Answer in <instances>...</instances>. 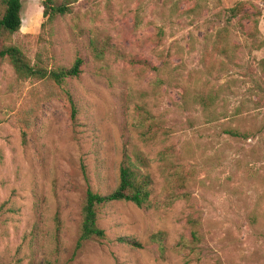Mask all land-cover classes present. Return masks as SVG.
I'll return each mask as SVG.
<instances>
[{
	"label": "rangeland",
	"instance_id": "1",
	"mask_svg": "<svg viewBox=\"0 0 264 264\" xmlns=\"http://www.w3.org/2000/svg\"><path fill=\"white\" fill-rule=\"evenodd\" d=\"M174 1L184 10L195 3ZM240 1L261 9L264 34V0H208L201 15L181 18L173 29L166 23L169 34L158 44L155 27L169 0H78L71 13L52 20L43 14L44 0H22L13 42L48 68L70 67L78 56L84 63L79 77L59 86L19 78L7 60L0 62V264H264V47H244L209 80L201 56L204 35L217 27L216 12ZM140 3L143 23L136 26ZM232 29L231 42L245 44L238 25ZM93 42L103 55H94ZM176 46L181 52L171 64L182 77L156 82L163 76L151 66ZM210 89L220 91L214 117L196 101ZM66 92L75 100V118ZM139 106L171 128L177 164L196 166L185 188L190 197L151 209L107 204L99 218L106 238L89 240L70 259L87 189L111 192L125 152L140 149L150 158L153 201L165 196L162 144L141 140ZM228 126L254 136L230 137L223 131ZM190 218L202 235L199 258L173 249L190 238ZM158 231L167 233L163 258L149 239ZM124 236L143 247L117 240Z\"/></svg>",
	"mask_w": 264,
	"mask_h": 264
},
{
	"label": "trees",
	"instance_id": "2",
	"mask_svg": "<svg viewBox=\"0 0 264 264\" xmlns=\"http://www.w3.org/2000/svg\"><path fill=\"white\" fill-rule=\"evenodd\" d=\"M78 0H44V16L52 20L58 16H64L73 11V4ZM170 5H165L166 9L162 13V25L155 27L154 38L158 44H161L168 32L166 23L171 24V29L179 23L181 18L192 15L199 16L202 13L204 3L208 5V0H194L193 6L187 9H180L178 2L169 0ZM219 1V0H217ZM22 0H0V62L7 60L13 67L19 78L38 80H49L61 86L69 79L77 78L82 73L83 58L78 56L70 67L58 66L48 68L43 64L41 58L33 62L24 50L13 42V36L21 29L22 25ZM143 5L140 3L136 9L135 25L143 23L141 16ZM262 11L255 4L240 1L227 9H221L215 14L217 27L214 32L208 31L201 42V56L206 63L204 75H214L216 71L222 70L228 63L234 62L236 56L247 47L249 51L260 50L264 47V34L260 30V18ZM238 25L243 33L245 44L231 42L233 34V25ZM45 24L42 25L44 27ZM94 55L96 57L103 55L104 48H97L93 42ZM194 44H192V47ZM107 47V45H105ZM181 50L172 48L161 51L162 64L160 66H151L148 61L145 65L151 66L153 70L160 73L163 77L157 78L158 81L178 80L182 77V72L172 67V57L180 55ZM264 69V59L260 61ZM219 67L220 70H217ZM166 79V80H165ZM262 89V88H261ZM188 93V91H187ZM187 93L184 97H187ZM220 91L210 89L208 95L197 93L196 101L203 105L205 111L210 112L214 117L217 111L215 106ZM66 100L70 104L72 117L77 115V106L70 92H66ZM138 126L140 138L144 143H161L159 150V160L161 161V170L163 171L166 183L164 187V197L153 201L154 177L148 168L151 164L150 158L140 149H135L132 154L125 152L124 159L119 168V178L116 187L108 193H101L89 187L81 205V218L78 228V236L70 259H74L77 253L82 249L86 242L91 239L103 240L106 238L105 230L99 224L101 209L109 203L116 201L131 202L140 208L151 209L153 207L170 206L178 199H188L190 193L185 189L187 181L196 176V166L178 163L176 161V151L173 144L168 143L171 138V128L163 124V120L152 114L145 106L138 107ZM236 113H239L238 110ZM216 114V113H215ZM224 133L233 138L249 139L254 136L252 131L241 130L235 126H228L223 129ZM259 132H264V120L261 123ZM189 223L192 226L189 239H181L173 249L178 252L189 251L195 254L197 258L201 257V248L199 243L202 235L197 229V220L190 218ZM167 233L158 231L149 236L151 243L159 246L161 257H165L167 251L166 244ZM122 243L134 247H143V244L130 236L119 237L117 239ZM32 264H55L53 261L46 260L40 263ZM67 264V263H63Z\"/></svg>",
	"mask_w": 264,
	"mask_h": 264
}]
</instances>
